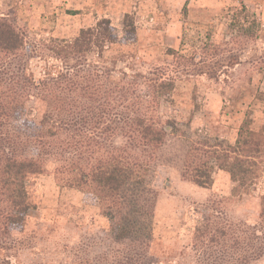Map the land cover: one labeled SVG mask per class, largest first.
<instances>
[{
    "label": "rangeland",
    "instance_id": "374dc122",
    "mask_svg": "<svg viewBox=\"0 0 264 264\" xmlns=\"http://www.w3.org/2000/svg\"><path fill=\"white\" fill-rule=\"evenodd\" d=\"M125 14L132 33L123 29ZM103 17L110 19L115 42L98 61L96 51L87 54L88 82L101 87H89L82 98L76 91L66 97L68 106L83 104L81 135L73 126L49 138L55 149L66 148L54 157L32 146L28 135L25 154L43 160L46 172L28 178L33 214L10 230L11 245L0 247V264H115L116 250L129 242L114 240L107 215L117 212L113 199H102L90 182L80 188L67 182L80 173L78 167L89 174L100 156L133 144L121 136V113L129 114L126 126H134L131 118L138 113L176 126L162 146L136 151L148 164L144 190L129 184L125 192L128 198L141 195L142 215L135 216L150 221V252L159 264H178L181 252L191 263L195 227L206 220L261 227L263 180L250 194L235 197L222 170L213 168L208 187L182 171L192 143L233 144L246 119L256 129L264 124V0H0V18L23 34V53L36 76L64 64L50 49L54 40H71ZM161 81L171 88H161ZM50 105L32 100L24 117L39 121ZM131 204L121 209L124 214Z\"/></svg>",
    "mask_w": 264,
    "mask_h": 264
},
{
    "label": "trees",
    "instance_id": "16d2710c",
    "mask_svg": "<svg viewBox=\"0 0 264 264\" xmlns=\"http://www.w3.org/2000/svg\"><path fill=\"white\" fill-rule=\"evenodd\" d=\"M123 29L128 33L134 32L129 14L124 15ZM115 39L114 28L106 17L99 19L94 26L82 28L71 40L56 39L50 49L64 64L54 72L46 71L36 76L23 53V34L12 22L0 18V238L8 239L0 241V247L8 248L11 245L10 230L22 226L26 217L33 214L27 190L28 178L46 172L43 160L25 154L28 135L32 146L38 144L44 148L46 156L66 153L65 147L55 149L49 138L67 134L73 126L78 129L77 135H81L83 104L76 100L77 105L68 106L67 94L76 91L82 98L89 87H101L88 82L91 64L87 54L96 51V61L100 60L105 48ZM159 85L170 89L172 84L161 81ZM38 99L51 102L49 110L39 121L26 119L28 102ZM128 116L121 113L123 125L120 130L121 136L131 137L134 141L132 145L128 144L131 153L128 152L129 146L122 144L114 153L100 156L89 174L78 167L80 173L74 174L67 184L80 188L90 182L102 193V199H113L117 212H108L107 215L112 222L114 240L117 243L129 242L125 248L116 250L115 264H159L150 252L153 241L150 221L148 223L135 216L136 213L142 215L138 209L141 195L134 192L128 198L125 192L129 184L139 191L144 190L148 164L136 151L162 146L176 126L173 122H162L142 113L131 118L134 126H126ZM251 124V120L246 119L240 125L233 144L221 140L214 144L206 140L192 143L184 157L182 176L200 187H208L213 182L212 170L215 167L229 175L233 182V196L250 194L255 185L262 180L264 182V124L257 129ZM27 129H34L37 134H27ZM77 143L80 144L79 141ZM127 203H132V208L124 214L121 209H125ZM260 217V228L257 225L243 228V223L223 225L217 220L201 222L195 227L190 245L193 252L191 263L182 260L183 252L179 254L181 260L177 263L255 264L264 260V193L260 196ZM102 258L105 262L109 260L107 256Z\"/></svg>",
    "mask_w": 264,
    "mask_h": 264
}]
</instances>
